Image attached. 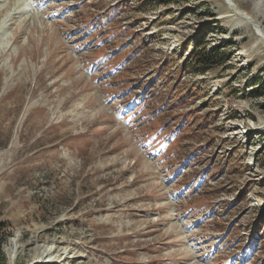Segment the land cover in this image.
Returning a JSON list of instances; mask_svg holds the SVG:
<instances>
[{"label": "rangeland", "instance_id": "rangeland-1", "mask_svg": "<svg viewBox=\"0 0 264 264\" xmlns=\"http://www.w3.org/2000/svg\"><path fill=\"white\" fill-rule=\"evenodd\" d=\"M231 1L248 27L223 0H0L6 264H264V0Z\"/></svg>", "mask_w": 264, "mask_h": 264}, {"label": "trees", "instance_id": "trees-1", "mask_svg": "<svg viewBox=\"0 0 264 264\" xmlns=\"http://www.w3.org/2000/svg\"><path fill=\"white\" fill-rule=\"evenodd\" d=\"M217 49L213 50L210 53H206V49H195L192 53L191 57L193 58L192 66L191 68L197 69L201 72H206L207 68L211 66V64L219 63L214 61V56L217 54ZM2 244L3 241L0 242V264H6L7 260L2 252Z\"/></svg>", "mask_w": 264, "mask_h": 264}, {"label": "bare ground", "instance_id": "bare-ground-1", "mask_svg": "<svg viewBox=\"0 0 264 264\" xmlns=\"http://www.w3.org/2000/svg\"><path fill=\"white\" fill-rule=\"evenodd\" d=\"M223 1L226 2L229 5V8L231 9L230 11L232 13V16L235 18V21H236L234 24H237V26H243L245 28L248 27L247 20H249L250 22H252V19L249 18L243 12H241L239 10V8L237 7L236 3H234L233 1H231V0H223ZM30 6H33V5H30ZM34 14H35V12H34ZM257 26H258L257 24L254 25V27H256V29H257L256 34H258V36L260 38L264 39V30H263V28L260 27V26H258V27ZM9 250L11 251V252H9L10 253L9 255H11V261L13 262L14 259H15V256H14V254H15V247H13L12 249H9Z\"/></svg>", "mask_w": 264, "mask_h": 264}]
</instances>
